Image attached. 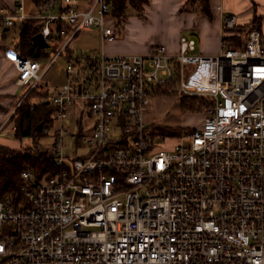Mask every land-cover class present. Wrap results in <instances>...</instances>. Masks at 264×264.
Instances as JSON below:
<instances>
[{
    "label": "built area",
    "instance_id": "obj_1",
    "mask_svg": "<svg viewBox=\"0 0 264 264\" xmlns=\"http://www.w3.org/2000/svg\"><path fill=\"white\" fill-rule=\"evenodd\" d=\"M27 1L0 12V28L37 18L49 47L57 36L61 45L45 65L8 47L16 83L25 94L44 86L63 54L67 78L45 100L56 125L43 127L55 129L43 148L55 169H24L19 205L0 193V264H264L260 30L246 29L243 45L232 46L226 34L239 20L222 13L218 53H196L195 41L181 36L177 52L160 44L147 54H116L105 50L117 38L113 0H42L48 11L37 14L26 13ZM92 27L100 50L77 51L71 42ZM169 83L208 105L201 126L161 147L170 138L150 128L147 110L153 89ZM18 104L0 134L16 131L6 126ZM67 136L76 138L74 155L64 150Z\"/></svg>",
    "mask_w": 264,
    "mask_h": 264
},
{
    "label": "trees",
    "instance_id": "obj_2",
    "mask_svg": "<svg viewBox=\"0 0 264 264\" xmlns=\"http://www.w3.org/2000/svg\"><path fill=\"white\" fill-rule=\"evenodd\" d=\"M38 3V8L41 12L48 11V6L42 4V0H35ZM148 3V0H113L111 13L116 20L121 21L126 17L127 9L132 6L136 9L138 14H142L144 5ZM193 7L195 11L205 13L209 19H212V13L209 0H188L187 4L183 7V10ZM39 19L27 18L22 21H18L15 26H19V38L16 40L15 47L20 53L28 58L41 61L43 59L49 61L50 52L42 47H39L33 43V36L39 32L37 27ZM263 18L257 14L248 23H239L238 28L232 31H228L226 38L230 45L241 47L244 43V32L249 28H257L260 30L262 37L264 38V30L262 27ZM14 27V26H13ZM11 28V27H10ZM117 28V25H116ZM118 33V32H117ZM57 41L61 42V37L57 36ZM55 43L53 46V52H56L61 43ZM66 59L68 56H65ZM42 62V61H41ZM172 83L163 87L154 88L151 92V96L155 95L157 91L162 89H171ZM27 87L25 88V90ZM165 90H163L164 92ZM50 89H45L43 86L38 85L34 87L27 94L23 93L20 96L15 97V105L18 106L12 113L9 123L16 124L15 137L18 140H22L24 137L34 138V142L37 144L40 138H43L47 133L43 128L40 130L37 127L43 123L44 126L54 127L56 125L53 118L54 108L47 103H43L42 99H46L50 95ZM182 97H189L194 100V106H188L189 108L204 109L207 106V98L199 95H188L185 93H179ZM187 102L184 99L182 102L184 107H187ZM150 128L160 134L177 138L185 129H181L177 126L171 125H158L149 124ZM55 132H53L54 134ZM170 138V137H169ZM33 150V151H32ZM28 151L27 149L22 151L21 146L11 147L0 142V193L9 195L12 202L19 205L21 201H25L23 194L24 181L21 177V173L24 169L32 168L37 173L42 174L49 169H55L54 154L49 148L38 147Z\"/></svg>",
    "mask_w": 264,
    "mask_h": 264
},
{
    "label": "crops",
    "instance_id": "obj_3",
    "mask_svg": "<svg viewBox=\"0 0 264 264\" xmlns=\"http://www.w3.org/2000/svg\"><path fill=\"white\" fill-rule=\"evenodd\" d=\"M188 0H148L145 4L143 15H129L124 28V35L119 32V36L114 41H108L105 45V50L109 53L116 54H129L140 53L147 54L156 45L164 44L167 50L170 52H177L180 46V37L183 36V30L187 29L191 32L196 31L203 37L201 41L200 52L203 53H218L220 51L221 43V15L222 13L234 14L238 17L239 23H248L254 15L261 16L263 18L262 27L264 30V0H209L211 13L213 18L209 17L205 13H198L193 10L190 4V9L183 10V7L187 4ZM14 0H0V12L9 13L14 9ZM221 7V9H219ZM39 8L36 7L32 0H28L26 3V13L35 14ZM153 13L163 15L165 20H168L174 24L177 38L174 37L173 43L144 41L141 43L135 42L137 34L134 33V28L139 27L146 29L153 25L154 19ZM238 14V15H237ZM211 24V25H210ZM215 28V29H214ZM0 107L7 109V112L0 113V117L3 114H8L15 108L13 104L17 95L18 88H23L16 83L17 70L13 62H11L6 56V50L10 46H14L16 40L12 41V44L8 42V38L12 32L15 33L16 28H0ZM212 30H216V33H212ZM213 37L212 41H209V37ZM14 43V44H13ZM198 47L196 48L197 51Z\"/></svg>",
    "mask_w": 264,
    "mask_h": 264
},
{
    "label": "rangeland",
    "instance_id": "obj_4",
    "mask_svg": "<svg viewBox=\"0 0 264 264\" xmlns=\"http://www.w3.org/2000/svg\"><path fill=\"white\" fill-rule=\"evenodd\" d=\"M145 6V5H144ZM38 12V11H37ZM47 12V11H46ZM39 13V12H38ZM200 14V12H198ZM37 14V13H35ZM129 15H140L136 11V9L132 6H129L127 9V14L125 18H122L121 21L116 20L117 25V37L119 36V32L121 31L120 37L124 35V28H122L125 24V21L127 20ZM143 15V14H142ZM238 15V14H237ZM151 19H154L153 25L149 26L146 29H142L139 27L134 28V33L137 34L134 40L137 43H141L144 41H154L159 43L169 42L172 44L174 37L177 38V34L175 30L174 24H172L169 19L165 20L163 15H160L158 13H153V17ZM211 25V24H210ZM19 26L17 25L12 27L16 28L15 33L12 32L11 35L8 38V42L12 44V41L17 40L19 38ZM215 29V28H214ZM1 30V29H0ZM10 30L14 31L10 28ZM2 31V30H1ZM216 33V30H212V33ZM183 36H185L188 39H193L196 43V48L198 47L196 53H203L200 52L201 49V41L203 39L202 36H200L196 31L191 32L187 29L183 30ZM213 37H209V41H212ZM14 44V43H13ZM71 45L76 48V50H90L93 52H97L101 48V39L98 35L97 29L92 27L90 29L83 30L76 38L73 39L71 42ZM106 47V45H105ZM93 49V50H92ZM47 50L50 52V58L53 57L54 52L52 49V45L47 48ZM107 50V49H106ZM204 54H210V53H204ZM42 64L45 65L48 61L43 59L41 60ZM66 63L67 59L65 55H61L58 57L53 64L49 67L48 71L45 74L44 81L45 85L43 86L45 89H52L56 85H62L66 81ZM48 85V87H46ZM163 90H165L163 92ZM17 95H22L25 93V87L18 88L16 91ZM184 99L187 102V107H184L182 102L184 103ZM46 99H42V102L44 103ZM15 104V100L13 101ZM194 100L189 97H182L178 91L171 89H162L160 91H157L155 95L150 96L149 104H148V110H147V120L150 122V124H153V126L157 127L158 125H171V126H177L181 129H190L192 127L201 126L205 119V109H196V108H189L188 106L193 107L194 106ZM185 104V103H184ZM8 110L0 107V113L7 112ZM3 114L2 117H0V124L6 119V117L10 114ZM86 121L89 123L91 122V118L88 115V118ZM65 126L69 128L70 131H77L79 128V124L74 119H68L66 120ZM43 128V127H42ZM7 131L10 130V123L6 126ZM55 129H52L49 133H47L43 138H40L37 142V144L34 142V138L32 137H24L22 140H18L14 132H10V134H0V142L11 146V147H19L21 146L22 151L28 150L31 151L34 148L38 147H47L49 144L53 141V132ZM162 133V132H160ZM183 134V133H182ZM181 134V135H182ZM177 136L178 137H181ZM164 136H167L164 134ZM167 139L161 147H170L171 145L175 144L178 139L172 138ZM76 138L72 136H67L64 139V150L68 155H74L76 150ZM80 148L78 152H80ZM33 151V150H32Z\"/></svg>",
    "mask_w": 264,
    "mask_h": 264
},
{
    "label": "water",
    "instance_id": "obj_5",
    "mask_svg": "<svg viewBox=\"0 0 264 264\" xmlns=\"http://www.w3.org/2000/svg\"><path fill=\"white\" fill-rule=\"evenodd\" d=\"M33 43L39 47L47 48L49 47V43L45 41L43 35L41 33H37L33 36ZM43 127V123H41L37 129L40 130Z\"/></svg>",
    "mask_w": 264,
    "mask_h": 264
}]
</instances>
